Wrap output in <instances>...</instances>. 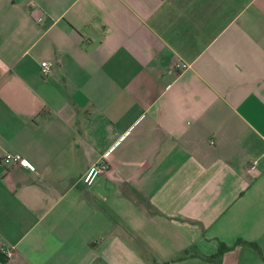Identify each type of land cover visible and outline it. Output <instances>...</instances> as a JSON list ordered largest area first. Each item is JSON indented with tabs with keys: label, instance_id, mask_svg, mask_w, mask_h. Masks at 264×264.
<instances>
[{
	"label": "crops",
	"instance_id": "obj_1",
	"mask_svg": "<svg viewBox=\"0 0 264 264\" xmlns=\"http://www.w3.org/2000/svg\"><path fill=\"white\" fill-rule=\"evenodd\" d=\"M222 244L264 264V0H0L14 264H208Z\"/></svg>",
	"mask_w": 264,
	"mask_h": 264
},
{
	"label": "built area",
	"instance_id": "obj_2",
	"mask_svg": "<svg viewBox=\"0 0 264 264\" xmlns=\"http://www.w3.org/2000/svg\"><path fill=\"white\" fill-rule=\"evenodd\" d=\"M176 67L178 69H184L186 68V65L178 63L176 64ZM40 68L42 75L44 77L50 76L53 72V64L48 61H42L40 62ZM1 164L6 167H20L27 169L31 172H35L36 168L35 166L29 161V159L25 158L23 155L19 153L14 154H6L3 156L1 160ZM109 169V165L106 161H100L97 164L92 165L83 176V183L87 187H92L98 178L107 172ZM0 253L5 259V264H14V251L11 247L1 245L0 246Z\"/></svg>",
	"mask_w": 264,
	"mask_h": 264
},
{
	"label": "trees",
	"instance_id": "obj_3",
	"mask_svg": "<svg viewBox=\"0 0 264 264\" xmlns=\"http://www.w3.org/2000/svg\"><path fill=\"white\" fill-rule=\"evenodd\" d=\"M239 243H245V244H248L250 246H252L255 250L258 251V253L260 254V248L258 245L256 244H253V243H246V242H243V241H240ZM232 248L227 246V245H224L222 244L219 251L215 254V255H212V256H201L208 264H222V257L223 255L230 251ZM188 256L187 253H185L184 257Z\"/></svg>",
	"mask_w": 264,
	"mask_h": 264
}]
</instances>
